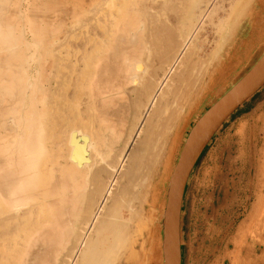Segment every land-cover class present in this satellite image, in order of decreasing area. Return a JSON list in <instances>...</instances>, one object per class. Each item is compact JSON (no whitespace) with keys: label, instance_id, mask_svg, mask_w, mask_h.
Listing matches in <instances>:
<instances>
[{"label":"bare ground","instance_id":"bare-ground-1","mask_svg":"<svg viewBox=\"0 0 264 264\" xmlns=\"http://www.w3.org/2000/svg\"><path fill=\"white\" fill-rule=\"evenodd\" d=\"M19 2L0 0V264H151L157 192L150 169L175 124L170 106L179 86L197 87L187 68L203 40L207 10L198 9L194 29L177 40L164 23L146 33L119 28L130 20V7L145 9L141 0H38L22 13ZM143 13L133 20L145 22ZM127 88L131 99L117 97ZM261 114L229 135L220 168L213 158L203 169L201 193L209 197L217 180L223 191L194 264H264V217H257L264 213ZM66 120L72 127L63 148L58 128ZM240 139L244 161L254 158L251 169L237 166ZM255 189L257 201L249 203ZM235 194V210L243 206L245 215L232 227L227 200Z\"/></svg>","mask_w":264,"mask_h":264},{"label":"rangeland","instance_id":"rangeland-1","mask_svg":"<svg viewBox=\"0 0 264 264\" xmlns=\"http://www.w3.org/2000/svg\"><path fill=\"white\" fill-rule=\"evenodd\" d=\"M16 1H20L18 5V9H19V12L22 13L28 7L29 4H33L38 0H16ZM141 1H142L141 5L145 4L146 6L145 9H143L144 8L143 6L136 7V5H135L136 8L134 6L130 7L129 8V10H131L129 12L130 18H128L130 20H128V22L125 21L123 23H120L119 28L122 27L120 29H122L123 31H126L127 33L129 32L146 33L150 26L158 27L159 24L162 25V23H164L166 24V27L172 26L170 30L171 31L173 30L172 31L173 33L177 31L175 33L176 36L175 35L174 36L178 40L184 34L191 33L190 31L194 29L195 22L197 23V18L200 16L201 11L203 13V11L207 10V15L204 17L202 21L203 23L202 26L204 27V31L201 32L203 34V40L200 43V46L198 45L199 47L196 51V54L194 55L195 58L192 59V61L190 62L187 68L188 73L192 72V74L195 76V79H194L195 81L190 83V85L193 84L194 82H198L196 83L197 87L194 88V91H192V89L191 90L185 89L186 87L184 88V86H182L184 84H181L179 86V89L177 90L178 94H176V96L174 97V101H177V102H173V99H172L171 106H170L172 108L170 110L173 112V115L175 116V118H173L175 120L174 122L175 124L171 126L170 128L171 132L166 137V140L168 142H166L163 146L162 152L160 156L158 157L159 161L156 160V162L157 161L158 162L151 165V169H150L151 175L153 176V177L151 176L152 179L150 180L157 192V194H155L156 201L154 203V211L156 213L157 220L154 221V224H153L154 233L152 237L154 240V245H155V249H154L155 253H153V256L155 259L153 258V261L151 264H163L162 256L160 255L161 254V240H162V219H163L162 212H163V209H161L160 207L161 205L163 206V203H165L166 201L169 176L179 156V153L183 145V142L185 140V137L190 127L192 126V124L196 121L195 119H197L196 117L198 115H201L217 98H219L229 87H231L254 64V62L264 52V48H263L264 46H262L261 44H258L257 42H254V38L252 40H248V42H246L245 44L240 43L241 39L244 40L246 37L244 36L243 38H241L240 34H242L244 30H247L248 32L250 29L254 27L253 25L254 18L257 15L261 14L257 11L258 5L260 4V2H263V1L261 0H192V1L191 0L189 1L188 0H185V1L184 0H179V1L178 0H170V1L169 0H147V1L141 0ZM196 1L198 2L196 3ZM177 3H179V5ZM166 4H170L171 6L168 7V5ZM237 5L241 7L240 10L245 11V12L242 11V13L240 11L242 15L240 13L237 14L238 16L233 15L235 12V9L240 8ZM241 5L242 6L244 5V6L242 7ZM11 6L12 5H9L10 10L8 9L10 13L14 11V9H12L14 7L13 6L11 7ZM147 6H151V7H147ZM193 6L194 8L197 7L196 8L197 11L196 10L191 11ZM167 7L168 9L170 8L171 9L167 10L166 9ZM132 8L135 10H132ZM149 8L151 10H148ZM184 8H186L185 12H184ZM198 9L200 10L199 14H198ZM181 10L184 12V14ZM143 12L147 13L145 22L139 18L138 19L136 18L135 21L133 20L135 17L133 18L132 16H136V15L139 16ZM197 14L198 16H196ZM184 15H185V18H184ZM192 17L193 18L195 17V18L193 19ZM164 18L166 19L164 20ZM184 19L186 20L184 21ZM136 20L138 21L139 26L135 24L137 23ZM160 20H163V21H160ZM226 20H227V24H226ZM130 21L133 22L135 27L133 26H131L133 28L129 27L132 24ZM140 21L144 23L141 22L139 24ZM231 21H232V24L230 23ZM55 22H57V20H55ZM233 22H236V23H233ZM148 23L150 24L149 26H148ZM18 24L24 25L23 23H20V22ZM136 26H138V29ZM21 27H23L21 31H24V37H30V34L28 33V30H27L28 26L24 25ZM77 31H78V28H76V32ZM233 34H235L234 38L232 37ZM232 48H233V52H235V55H234V58L230 61V60H227L226 58H227L228 52ZM201 60H203L204 63ZM223 66L227 67L226 68L227 71L225 70L224 74H219L220 68ZM187 75L185 74V76ZM119 91L117 92V97L122 96L123 93H124L123 95L126 97L125 98L126 100H128V98L131 99L133 97L132 91L129 88L122 90L123 92H121V90ZM195 93L197 94L195 95ZM86 100H87V97L83 95L79 103V111L82 112L84 110V103ZM96 104L97 103H95V106ZM126 104L127 102L124 103V106ZM262 111L264 113V87L252 99L247 101L232 118H229L228 121L221 127V129L215 134V136L213 137V139L207 146L200 161L198 162V164L195 166L192 173L190 174L188 181H187L186 189H185L182 211H181L180 242H181V250H182V264H194L196 262L195 260H197V256L200 253L199 250L204 245L203 238L206 233V227H207L206 221L208 219L207 217H209V219L213 218V214L211 212L218 206V203L220 202L222 198L223 190H222V181L220 180H217L216 182L212 184L211 193L209 197H205L201 193L200 189L197 187V183L200 181L201 179L200 177H202V172H203L204 167L211 166L212 165L211 163L214 158L216 159L218 168H220V165L223 164L221 163L223 148L230 141L229 135H231L235 131H238V127H240L239 125L240 123H244L247 120L252 119L254 115H259L261 114ZM137 113L138 112L133 111L132 109L130 110L129 116L132 118V120H134L133 117H135ZM71 118L72 117H70L69 119ZM135 118L137 119V117ZM83 120L85 121L86 118H83ZM59 125L60 126L58 128V131L62 135L61 145L63 146V148H65L64 146H65L66 135L68 131L71 129L72 124L66 120V122L59 124ZM258 126L262 127L261 129L264 131V122L258 124ZM260 136H263V135L260 134ZM243 142L244 141L240 139V145L238 146H241V148H239V150L235 153V156L238 157V158L235 157L236 160L238 161L237 166H240V165L243 166L247 164V167L251 169L254 158L252 155L249 154L248 157H246L244 161L243 154L245 153L243 152H245L244 146L246 144L245 142L244 143ZM260 143L261 142H259L258 145ZM242 169L243 168H241L240 170ZM242 176L243 174H241V178L238 180L237 183L243 182ZM249 195H250L249 203H255L257 201L256 199L257 189L250 192ZM261 196H264V191ZM227 201L232 204L231 210H230L232 213L228 214L232 220L227 223L228 224L231 223V226L233 227L237 225L239 221L244 217L245 211H244L243 206L235 210V207L238 201L237 194H235L233 197H229V200ZM146 207L148 208L149 205H146ZM233 209L235 210V212L232 211ZM257 217L263 218L264 213L258 212ZM224 226H226V224ZM260 229H261L260 226H258V228L255 229V231L254 230L252 231L253 240H254L253 245H256V243H258L259 241L258 233ZM143 237L149 238L146 232H144ZM147 245L149 246V243H147ZM153 247L154 246H152V248ZM220 247L221 245L219 244L218 249ZM121 264H126V262H124V260L122 259Z\"/></svg>","mask_w":264,"mask_h":264},{"label":"water","instance_id":"water-1","mask_svg":"<svg viewBox=\"0 0 264 264\" xmlns=\"http://www.w3.org/2000/svg\"><path fill=\"white\" fill-rule=\"evenodd\" d=\"M264 87V52L190 127L168 182L162 219L163 264H182L181 211L188 178L228 119ZM76 132L72 139L76 140ZM74 145H77L76 143ZM74 158H76L74 156Z\"/></svg>","mask_w":264,"mask_h":264},{"label":"crops","instance_id":"crops-1","mask_svg":"<svg viewBox=\"0 0 264 264\" xmlns=\"http://www.w3.org/2000/svg\"><path fill=\"white\" fill-rule=\"evenodd\" d=\"M257 11L259 13H261V14L260 15H257L254 18V20H253L254 27L252 29H250L248 32H247V30H244V32L242 34H240V37L241 38H243L244 36H246L244 40L241 39V42H240L241 44H245L246 42H248V40H252L254 38V42H257L258 44H261L262 46H264V26H263V24H264V22H263L264 21V2H260V4L258 5ZM255 25H257V28L255 27ZM234 35L235 34H233V36H232L233 38H234ZM251 44H252V42H251ZM233 48L228 52V54H227V60L230 59V61H231V59L234 58L235 52H233ZM263 48H262V50H263ZM225 68H227V67L226 66H224L223 68L221 67L220 68V71H219V74H224L225 73V70H226ZM221 69H223V71ZM199 116L200 115H198L196 118H198Z\"/></svg>","mask_w":264,"mask_h":264},{"label":"trees","instance_id":"trees-1","mask_svg":"<svg viewBox=\"0 0 264 264\" xmlns=\"http://www.w3.org/2000/svg\"><path fill=\"white\" fill-rule=\"evenodd\" d=\"M255 95H256V94H255ZM255 95H254V96H255ZM254 96H253V97H254ZM253 97H252V98H253ZM252 98H251V99H252ZM238 111H239V110H237V111H236V112H235L230 118H232V117H233ZM205 150H206V149H205ZM204 152H205V151H204ZM204 152H203V154H204ZM203 154H202V155H203ZM201 157H202V156H201ZM201 157H200V159H201ZM200 159H199V161H200ZM199 161H198V162H199ZM198 162H197V164H198ZM197 164H196V165H197Z\"/></svg>","mask_w":264,"mask_h":264}]
</instances>
